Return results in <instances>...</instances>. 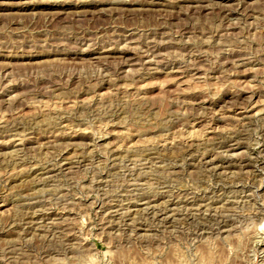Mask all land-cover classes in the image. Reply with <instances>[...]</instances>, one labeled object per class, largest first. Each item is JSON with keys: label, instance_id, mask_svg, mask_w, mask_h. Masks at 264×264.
Masks as SVG:
<instances>
[{"label": "rangeland", "instance_id": "374dc122", "mask_svg": "<svg viewBox=\"0 0 264 264\" xmlns=\"http://www.w3.org/2000/svg\"><path fill=\"white\" fill-rule=\"evenodd\" d=\"M0 264H264V0H0Z\"/></svg>", "mask_w": 264, "mask_h": 264}]
</instances>
